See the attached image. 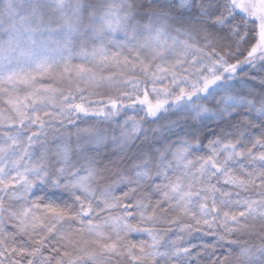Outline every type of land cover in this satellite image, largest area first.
Wrapping results in <instances>:
<instances>
[{
    "label": "snow or ice",
    "instance_id": "snow-or-ice-1",
    "mask_svg": "<svg viewBox=\"0 0 264 264\" xmlns=\"http://www.w3.org/2000/svg\"><path fill=\"white\" fill-rule=\"evenodd\" d=\"M0 264H264V0H0Z\"/></svg>",
    "mask_w": 264,
    "mask_h": 264
},
{
    "label": "rangeland",
    "instance_id": "rangeland-1",
    "mask_svg": "<svg viewBox=\"0 0 264 264\" xmlns=\"http://www.w3.org/2000/svg\"><path fill=\"white\" fill-rule=\"evenodd\" d=\"M209 135H210V133H209Z\"/></svg>",
    "mask_w": 264,
    "mask_h": 264
},
{
    "label": "trees",
    "instance_id": "trees-1",
    "mask_svg": "<svg viewBox=\"0 0 264 264\" xmlns=\"http://www.w3.org/2000/svg\"><path fill=\"white\" fill-rule=\"evenodd\" d=\"M213 127H214V125H213Z\"/></svg>",
    "mask_w": 264,
    "mask_h": 264
}]
</instances>
